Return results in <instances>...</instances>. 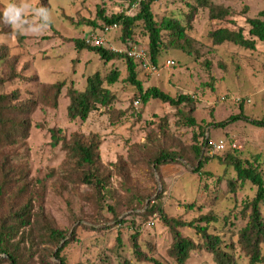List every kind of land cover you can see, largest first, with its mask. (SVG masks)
<instances>
[{
    "label": "rangeland",
    "instance_id": "374dc122",
    "mask_svg": "<svg viewBox=\"0 0 264 264\" xmlns=\"http://www.w3.org/2000/svg\"><path fill=\"white\" fill-rule=\"evenodd\" d=\"M221 2L231 13L225 22L209 20L203 7L191 12L195 0H157L152 5L156 19L166 16L178 19L183 25L190 23L187 34L193 39L195 51L191 54L172 48L161 51L156 72L137 66L138 78L143 88L157 86L173 97L193 96L192 116L199 126L187 127L168 103L150 99L145 104L140 101L135 109V88L125 80L124 62L121 59L105 62L89 47L78 50L72 42V39L86 42L87 38L100 36L101 46L112 51L126 53L130 48L146 51L147 34L139 25L133 29L132 40L123 43L118 28L100 33L98 26L88 23L95 19L98 10L107 16L134 13L132 0H0V11L9 3L26 6L23 13L26 23L19 29L0 23V55L6 52L9 66L12 65V70L0 65V92L18 90L19 99L25 101L37 99L46 84L63 85L56 107L39 103L31 112L28 137L15 145L13 163L26 172L29 186H38L35 191L42 197L40 204L45 216L70 231L76 228L75 238L60 253L66 263L119 264L122 259L135 262L130 236L138 229V241L144 253L153 252L151 255L161 264H174L168 255L172 236L168 227L156 214L145 219L132 216L143 209L126 186L146 193L154 191L152 197L162 193L160 202L164 212L185 221L213 210L218 219L215 225L219 227L223 222L222 237L234 244L231 250L238 264L245 263L236 246L237 230L245 224L240 215L241 206L254 196L255 186L246 182L234 193L223 192L219 200L213 198V192L218 190L217 194H221L223 178L233 176L232 168H225L217 159L223 151L210 155L208 147L203 149L206 160L202 174L194 173L184 162L168 163L160 167V179L156 172L151 176L147 165L151 149L187 145L200 129L205 130L209 145L223 141L228 147L233 137L242 158L252 161L253 156L259 155V160H264V126L254 123H264V42L256 40L250 49L229 42L214 44L209 36L214 29L235 27L241 28L246 38L251 37L246 19L256 16L264 3L263 0ZM40 9L44 12L38 15ZM88 45L91 46L89 42ZM167 59L173 64L165 66ZM113 69L120 72L118 80L112 84L103 82L114 96L109 108L98 107L85 120H70L66 89L82 90L88 76L95 72L105 76ZM11 71L15 77L8 79ZM237 97L243 101H235ZM231 116L236 117L230 120ZM218 122L226 123L215 126ZM52 130L59 138L76 134L85 139L93 136L98 141L102 170L109 174L103 190L108 197L105 203L117 204L119 218H125L126 224H116L110 211L99 207L101 203L89 204L92 190L88 186L73 184L70 178H65V151L60 142L54 143ZM259 166L264 177V164ZM189 203L193 204L192 208L185 206ZM34 210H38V204ZM261 210L264 216V206ZM132 218L136 226L130 224ZM180 231L198 239L191 228L183 227ZM43 246L37 245L35 260L40 252L45 253ZM262 249L264 252V245ZM49 264L62 263L51 257ZM186 264L215 263L210 253L198 249L190 252Z\"/></svg>",
    "mask_w": 264,
    "mask_h": 264
},
{
    "label": "trees",
    "instance_id": "16d2710c",
    "mask_svg": "<svg viewBox=\"0 0 264 264\" xmlns=\"http://www.w3.org/2000/svg\"><path fill=\"white\" fill-rule=\"evenodd\" d=\"M155 1L157 0H132V4L136 3L134 7L131 6L135 8L132 14L119 12L107 16L102 10H98L95 19L89 20L88 23L98 26L100 33H103L107 26L115 24L116 28L121 31L123 43L132 40L133 29L138 25L141 26L147 34L148 61L154 65H157V58L161 51L168 48L180 49L188 54L193 53L195 51L193 39L187 34L190 23L183 25L178 19L166 16L156 19L152 12V5ZM194 5L190 8L191 12L195 11L198 6L206 8L211 21L225 22L231 14L229 8L224 6L221 0H195ZM2 22L5 21L0 16V23ZM246 23L249 27L248 34L251 36L249 38L244 36L241 28L235 27L214 29L209 32V36L214 44L229 42L252 49L256 40L264 42V7L256 16L247 18ZM72 42L78 50L89 47L105 62L121 59L125 64V80L135 88V97L139 103L141 101L145 104L150 99L168 103L176 110L178 120H181L183 125L199 126L192 116L195 110L193 96L178 94L173 97L157 86L143 88L138 78L137 66L140 67V64L127 53L112 51L107 47L91 43L89 46L83 39H72ZM0 65L12 70L6 52L0 55ZM119 75L120 72L116 69L110 70L105 76L95 72L86 78L84 89L68 87L66 89L68 118L85 120L88 114L98 107L108 109L114 96L108 88L103 86V82L112 84L118 80ZM13 77L15 74L12 71L9 72L7 78L12 79ZM62 87L61 82L46 84L41 88L37 99L29 98L25 101L19 99L18 90L0 92V264H49L51 257L59 259L62 264H70L64 261L60 253L75 238L76 228L70 231L67 226L55 225L50 218L45 216L40 204L42 197L39 191H35L38 186L34 188L29 186L26 172L17 169L13 163L16 154L15 145L28 137L30 128L28 119L31 112L39 103L52 108L56 107ZM235 117L231 116L230 120ZM225 123L218 122L215 126ZM254 123L264 126L263 122L255 121ZM51 137L54 143L60 142L61 148L65 151L63 161L66 168L65 178H70L73 184L88 186L92 190L88 196V203H101L99 207L101 209L106 207L116 224H126L125 218H119V206L105 203L108 197L103 190L109 174L102 170L98 141L93 136L85 139L76 134L69 138L64 136L59 138L54 130H52ZM209 143L205 130L200 129L198 134H193L191 142L187 145H180L178 148L160 146L151 149L147 159L149 173L153 177L156 172L161 179L160 167L162 165L184 162L192 168L194 173L202 174L204 173L202 167L206 160L202 152L204 148L209 147ZM217 159L224 164L225 168H232L233 176L223 178L225 184L221 194H217L218 184L215 186L217 191L213 192V198L217 197L219 200L223 192L234 193L237 187H242L246 182L255 186L254 196L243 202L241 206L240 215L244 217L245 224L237 230L236 246L245 258L244 264H264L262 249L264 216L261 210L264 206V177L259 166L263 161L259 160V155L253 156L252 161L245 160L236 148L225 149L223 155ZM205 174L209 175L208 172ZM217 180L220 181V178ZM126 189L143 209L140 213L131 214L132 216L145 219L156 214L158 219L168 227L172 235L168 255L174 264H186L190 258V252L198 249L210 253L215 264H238L231 250L234 249V244L226 242L222 237L223 222L219 227L215 225L218 219L213 210L209 209L206 214L185 221L164 212L160 202L162 193L152 197L154 191L146 193L127 186ZM36 204H38V210H34ZM185 206L192 208L193 204L189 203ZM129 222L136 226L133 218ZM183 227L193 229L198 239L184 235L180 231ZM130 241L132 252L136 257L135 262L122 259L119 264H161L151 255L153 252H150V255L144 253L138 241V229L132 233ZM37 245H44L45 253L40 252L41 255L35 260Z\"/></svg>",
    "mask_w": 264,
    "mask_h": 264
},
{
    "label": "built area",
    "instance_id": "2783aa9c",
    "mask_svg": "<svg viewBox=\"0 0 264 264\" xmlns=\"http://www.w3.org/2000/svg\"><path fill=\"white\" fill-rule=\"evenodd\" d=\"M136 1H140V0H136ZM136 3H133L132 4V7L135 6ZM116 28V25L113 24V25H110V26H107L104 30H110V29H115ZM86 42L88 43H91V44H94V45H101L102 42H103V39L100 37V36H93L91 37L90 39L87 38ZM126 53L129 57L135 59L136 61L139 62L140 64V68L141 69H144L145 71L147 72H150V73H154L156 72L157 70V65H154L152 63H150L148 61V55H147V52L144 50V49H140V48H130L128 50H126ZM170 64H173V62L169 59H167L165 61V66H168ZM221 99H224V97H222ZM235 101H240V98H235L234 99ZM245 101L249 102V99H245ZM139 100L136 99L134 102H133V105L135 108H137V106L139 105ZM239 147V144H237V141L235 138H231L230 139V142H229V145L228 147H226V144L223 143V141H219V142H211V144L209 145L208 147V154H214V153H220L222 151H224L225 149L227 148H238ZM263 164H264V160H263Z\"/></svg>",
    "mask_w": 264,
    "mask_h": 264
},
{
    "label": "clouds",
    "instance_id": "9594fccd",
    "mask_svg": "<svg viewBox=\"0 0 264 264\" xmlns=\"http://www.w3.org/2000/svg\"><path fill=\"white\" fill-rule=\"evenodd\" d=\"M24 5L17 6L15 3H9L7 7L0 13L6 23H9L19 29L26 21L23 19V13L25 12ZM44 12L43 9L38 10V15ZM47 17L45 16V19Z\"/></svg>",
    "mask_w": 264,
    "mask_h": 264
},
{
    "label": "crops",
    "instance_id": "0c3cea01",
    "mask_svg": "<svg viewBox=\"0 0 264 264\" xmlns=\"http://www.w3.org/2000/svg\"><path fill=\"white\" fill-rule=\"evenodd\" d=\"M231 138H232V137H231ZM231 138H230V139H231Z\"/></svg>",
    "mask_w": 264,
    "mask_h": 264
}]
</instances>
